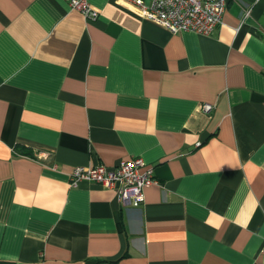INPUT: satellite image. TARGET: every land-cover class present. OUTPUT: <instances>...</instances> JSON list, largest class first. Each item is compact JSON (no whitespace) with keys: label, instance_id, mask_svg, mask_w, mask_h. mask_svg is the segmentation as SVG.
Here are the masks:
<instances>
[{"label":"crops","instance_id":"0c3cea01","mask_svg":"<svg viewBox=\"0 0 264 264\" xmlns=\"http://www.w3.org/2000/svg\"><path fill=\"white\" fill-rule=\"evenodd\" d=\"M89 1L0 0V264H264V0L209 35ZM137 156L138 207L71 185Z\"/></svg>","mask_w":264,"mask_h":264},{"label":"built area","instance_id":"2783aa9c","mask_svg":"<svg viewBox=\"0 0 264 264\" xmlns=\"http://www.w3.org/2000/svg\"><path fill=\"white\" fill-rule=\"evenodd\" d=\"M67 1L86 19L95 20L100 15V9L89 0ZM118 2L171 33L193 31L203 35L213 33L223 22L227 6V0H118ZM244 11V15L248 16L251 8L246 7ZM213 108L211 102L202 105L206 113H210ZM142 167L145 168V161L141 156L121 161L113 168L105 164L76 166L72 170L70 181L72 186H77L82 180H89L113 187L121 201H129L131 205L138 207L145 199V189L160 183L155 177L153 166L141 171Z\"/></svg>","mask_w":264,"mask_h":264}]
</instances>
